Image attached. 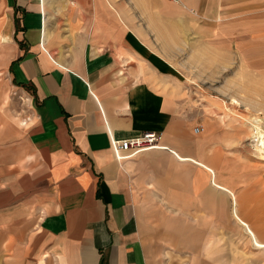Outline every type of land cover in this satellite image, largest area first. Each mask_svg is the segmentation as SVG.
<instances>
[{
	"label": "crops",
	"instance_id": "obj_1",
	"mask_svg": "<svg viewBox=\"0 0 264 264\" xmlns=\"http://www.w3.org/2000/svg\"><path fill=\"white\" fill-rule=\"evenodd\" d=\"M182 2L0 0V59L31 104L0 117V254H17L0 264H203L202 233L172 228L236 218L217 132L173 96L189 11L213 12ZM147 132L165 148L117 159L112 140Z\"/></svg>",
	"mask_w": 264,
	"mask_h": 264
},
{
	"label": "rangeland",
	"instance_id": "obj_2",
	"mask_svg": "<svg viewBox=\"0 0 264 264\" xmlns=\"http://www.w3.org/2000/svg\"><path fill=\"white\" fill-rule=\"evenodd\" d=\"M241 1L201 0L203 8L212 5L210 15L191 8L187 24L202 27L187 29L176 64L182 87L172 90L182 110L217 132L223 179L232 180L239 192L237 216L242 222L235 213L227 218L224 210L219 215L227 219L179 222L172 228L186 229L187 242L189 230L202 233L203 264H264V158L253 137L255 120L264 131V0H249L247 6ZM171 2L183 5L182 0ZM15 87L0 59V117L26 121L29 96ZM214 183L219 184L216 179ZM27 220L11 223L32 229L33 221ZM10 246L12 252L0 254L1 259L17 255Z\"/></svg>",
	"mask_w": 264,
	"mask_h": 264
},
{
	"label": "built area",
	"instance_id": "obj_3",
	"mask_svg": "<svg viewBox=\"0 0 264 264\" xmlns=\"http://www.w3.org/2000/svg\"><path fill=\"white\" fill-rule=\"evenodd\" d=\"M181 3V0H174ZM201 128H196V132H201ZM162 134L147 132L143 135L128 140H112V148L119 161L132 158L142 152L165 148L161 146Z\"/></svg>",
	"mask_w": 264,
	"mask_h": 264
},
{
	"label": "bare ground",
	"instance_id": "obj_4",
	"mask_svg": "<svg viewBox=\"0 0 264 264\" xmlns=\"http://www.w3.org/2000/svg\"><path fill=\"white\" fill-rule=\"evenodd\" d=\"M236 103H238V101L234 100V104H236ZM255 121H257V123ZM255 121L254 122L256 124H255V129L253 130V137H254L255 142H256V150L260 153V156L264 158V131L262 130L261 125H259L260 123H258L259 119L255 120ZM217 185H218V187H221V185H219V184H217ZM238 220L241 221V219L239 217H238ZM243 224L245 225V223H243ZM262 248H264V245H262Z\"/></svg>",
	"mask_w": 264,
	"mask_h": 264
}]
</instances>
